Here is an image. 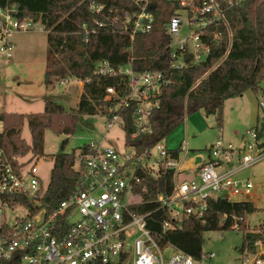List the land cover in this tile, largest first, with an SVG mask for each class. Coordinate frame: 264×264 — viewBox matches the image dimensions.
<instances>
[{"label": "built area", "instance_id": "built-area-1", "mask_svg": "<svg viewBox=\"0 0 264 264\" xmlns=\"http://www.w3.org/2000/svg\"><path fill=\"white\" fill-rule=\"evenodd\" d=\"M248 0H129L123 11L118 7L91 2L88 11L95 18L91 29L83 26L84 40L98 29L129 38L132 43L141 35L152 32L155 13L160 4L171 8L162 24L168 39L170 69L180 72L205 61L210 52L209 28L223 24L229 37L226 11L243 5ZM165 10V7L163 8ZM15 9H0V53L7 61L12 58L8 41L13 32H27L33 24L20 21ZM219 35L215 34L214 39ZM93 76L118 80L116 87L105 89L108 130L120 128L125 136V119L131 116L134 133L151 132L149 117L159 107V100L171 80L157 70L136 71L131 63L115 66L103 60L94 64ZM75 81L85 84L89 79L70 77L60 80L59 86ZM264 108V101L259 103ZM130 111V112H129ZM126 112V115L123 113ZM257 130H247L240 147L224 144L221 138L211 145L206 160L191 158L187 142L176 151L168 150L163 141L139 152L124 139L126 151L104 147L99 143L88 145L89 152L77 155L74 169L80 172L76 190L55 208L45 200L48 186H43L39 174V159L31 152L9 155L0 148V261L19 264H212L215 255L202 253L198 260L172 247L161 249L147 229L148 214L137 211L142 201L134 191L141 172L156 178L170 172L173 187L170 195L158 194L155 203L167 210L163 230L174 228L176 220L193 217L203 219L209 200L252 196V183L237 175L264 160V143ZM152 151L157 152L153 158ZM154 161L156 172L149 167ZM236 163L234 167L232 164ZM196 169L199 179H179V175ZM138 195L139 197H137ZM135 198L137 202L130 199ZM24 211V215H19ZM238 230L237 222L233 225ZM255 244L256 254L243 252L241 264H252L248 256L256 258L253 264H263L264 250ZM259 247V248H258ZM171 251L167 261L164 255ZM246 256V258H244Z\"/></svg>", "mask_w": 264, "mask_h": 264}, {"label": "trees", "instance_id": "trees-1", "mask_svg": "<svg viewBox=\"0 0 264 264\" xmlns=\"http://www.w3.org/2000/svg\"><path fill=\"white\" fill-rule=\"evenodd\" d=\"M91 2L106 4L110 8L117 6L121 11L129 7V0H0V9H15L17 19L40 23L47 33L45 86L70 77L89 79L82 88L74 111H68L47 98L42 113L0 114L3 127L0 148L7 154L31 152L40 155L46 130L67 137L74 133L80 117L106 116L111 103L104 101L105 89L116 87L119 82L93 76L94 64L103 60L115 66L131 63L136 71L157 70L171 80L163 90L159 107L149 117L150 133L132 138L133 120L131 116L125 119V140L139 152L165 140L185 121L186 115L203 111L207 116H214L217 127L221 129L225 101L240 97L247 90L264 97L261 88L264 82V0H248L226 11L231 38L223 24L211 26L208 57L180 72L170 69L169 51L166 49L168 39L161 29L171 13L169 6L158 5L162 8L155 13L152 32L136 37L132 43L129 38L106 29H98L85 41L83 26L89 29L95 26L96 17L88 11ZM215 34L219 35L218 39H214ZM24 123L30 133V145L20 137ZM65 145L66 141H63L59 153L53 157L51 179L45 193V200L52 208L73 193L80 182V172L74 169L77 156L74 152L65 153ZM88 152V145H84L79 155ZM172 187L170 172L160 173L156 178L141 172L140 182L134 188L142 201L137 211L148 214L147 229L161 249L172 247L194 260L203 253L204 233L233 229L235 222L238 230L244 232V217L255 211L251 202L209 200L203 219L183 218L180 226L163 230L167 210L160 208L155 198L158 194L170 195ZM257 243L264 250V230L257 233L246 231L241 251L253 254ZM0 264L19 263L0 261Z\"/></svg>", "mask_w": 264, "mask_h": 264}, {"label": "rangeland", "instance_id": "rangeland-1", "mask_svg": "<svg viewBox=\"0 0 264 264\" xmlns=\"http://www.w3.org/2000/svg\"><path fill=\"white\" fill-rule=\"evenodd\" d=\"M8 41L12 45L11 60L7 61L0 53V114L42 113L47 98L62 105L68 111L76 110L84 84L69 80L65 86H59L55 81L49 86L44 85L47 33L43 26L36 23L27 32H13ZM261 88L264 90V82ZM261 101H264V97L261 94L254 95L252 91L225 101L221 129L217 127L215 117L207 116L203 111L186 115L185 121L174 129L163 143L168 150L176 151L186 140L189 150L184 158L186 167L190 166L188 161L196 155L206 160L209 148L218 138H221L224 144L230 143L237 148L241 146L247 130H257L260 142L264 143V108L259 107ZM106 124L107 116L98 114L80 117L74 133L67 137L46 130L42 152L34 158V160L39 159L38 176L42 185L46 187L50 182L53 157L59 153L63 141H66L64 152L68 154L74 152L76 156L80 148L91 143L126 151L124 132L117 127L108 130ZM2 129L0 122V132ZM20 137L30 145L31 137L26 123L22 126ZM151 155L157 158L156 151H152ZM232 165L237 166L236 163ZM149 167L156 172L157 165L154 161L149 163ZM195 172L196 169L190 167V171L179 175V179H195L199 182L194 176ZM237 177L241 180H249L253 186L251 197L230 198L232 202H251L255 208L252 214L244 217V232L257 233L264 230V160L241 171ZM130 200L137 202L135 198ZM19 215H24V211ZM176 225L180 226L178 220ZM244 232L233 229L206 232L203 234L202 252L215 255L212 264H241L244 255L241 251ZM171 254V251H167L164 261H167ZM253 254H256V250ZM247 258L253 264L256 257L250 255ZM260 258L264 264V255Z\"/></svg>", "mask_w": 264, "mask_h": 264}, {"label": "crops", "instance_id": "crops-1", "mask_svg": "<svg viewBox=\"0 0 264 264\" xmlns=\"http://www.w3.org/2000/svg\"><path fill=\"white\" fill-rule=\"evenodd\" d=\"M248 91H250V90H247L246 92H248ZM246 92L244 93V94H246ZM243 94V95H244ZM231 100V99H230ZM229 101V100H228ZM243 139V138H242ZM241 145H242V141H241ZM195 158H197V157H200L199 155H196V156H194Z\"/></svg>", "mask_w": 264, "mask_h": 264}, {"label": "water", "instance_id": "water-1", "mask_svg": "<svg viewBox=\"0 0 264 264\" xmlns=\"http://www.w3.org/2000/svg\"><path fill=\"white\" fill-rule=\"evenodd\" d=\"M201 162V158L200 157H197L196 158V163H200Z\"/></svg>", "mask_w": 264, "mask_h": 264}]
</instances>
